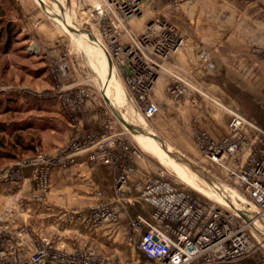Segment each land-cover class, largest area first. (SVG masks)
<instances>
[{
  "label": "crops",
  "instance_id": "obj_1",
  "mask_svg": "<svg viewBox=\"0 0 264 264\" xmlns=\"http://www.w3.org/2000/svg\"><path fill=\"white\" fill-rule=\"evenodd\" d=\"M90 1V6L99 4L98 0ZM23 14H20V21L24 19L25 23L22 21L21 25L32 34L33 39L54 43L58 34L52 32L50 25L44 29L35 27L26 23L27 18ZM152 19H164L183 28L187 46L166 63V68L211 98L209 100L187 89L184 100H167L166 92L174 83V78L167 73L161 74L152 97L159 112L147 121L153 134L187 159L196 160L201 151L195 136L203 135L214 144L222 142L229 135L231 110L249 124L244 128L248 140L243 163L260 159L264 144L260 134L264 132V59L251 55L249 46L256 43L258 49H264V6L250 0H197L193 4H183L181 13L173 16L167 9L166 0H158L136 26L134 20L129 22L130 30L138 33L135 27ZM54 22L67 33L66 28ZM198 45L210 52V60L206 64L200 62ZM249 100H253V106ZM68 113L69 117L64 116L62 130L59 133L51 131L63 136L49 143L46 151L52 156L58 155L69 142L89 133H100L113 122L105 102L89 101L81 108L72 107ZM95 152L96 148H89L75 155L68 166L51 169L48 174L49 194L43 203L31 200L34 192L33 170L23 171V185L17 194L1 196L4 201L9 199L14 202L8 218L14 223L32 221L42 233L58 234L65 214L93 207L101 194L110 203L118 220L109 224L107 230H97L95 238L120 249L119 258L122 261L145 260V256L136 250L135 242H129V224L137 217L152 220L150 206L140 198L139 184L148 177L157 176L160 169L145 156L126 154L121 148L116 149L114 164H100L98 168L89 161ZM120 174L127 177L123 196L117 195L115 189V178ZM84 234L75 226L60 232L64 248L71 250L75 245L94 248L95 242ZM233 264H264V254L256 249L243 261Z\"/></svg>",
  "mask_w": 264,
  "mask_h": 264
},
{
  "label": "built area",
  "instance_id": "obj_2",
  "mask_svg": "<svg viewBox=\"0 0 264 264\" xmlns=\"http://www.w3.org/2000/svg\"><path fill=\"white\" fill-rule=\"evenodd\" d=\"M141 2L99 0L90 17L97 18L101 23H110L115 37L108 44L100 42L101 48L109 55L123 79L130 104L143 119L149 120L159 112V107L152 101L158 73L163 70L158 60H167L182 47L184 41L166 25L161 28L164 36L141 50L130 33L122 32L128 20L142 15ZM123 35H127L133 44L127 47L119 44ZM147 36L142 35L139 41L148 42ZM202 56L206 61V56ZM167 95L170 99H178L183 96V91L178 85L167 89ZM76 96V100H63L66 110L80 107L85 101L83 99L91 97L84 90ZM231 115L229 135L222 142L214 144L198 134V146L205 159L221 168L230 183L242 190L245 200L256 212V219L264 222V144L260 159L243 163L247 142L244 128L249 124L243 117ZM107 130V135L87 143L70 142L56 156L38 152L34 158L17 163L16 168L9 169L2 178L16 181L22 170L32 169L35 191L31 197L33 201L43 203L49 194L50 170L65 167L75 155L88 150L87 145L96 148L89 158L95 167L114 164L117 148L126 154L139 156L137 150L125 141V132L115 133L110 125ZM260 134L264 138V132ZM126 183L124 174L115 178L117 195L125 194ZM139 187L141 200L151 208L152 220L141 217L132 220L129 242H135L136 250L145 256V260H113L95 248L81 245H75L71 250L64 248L60 232L67 231L69 227L75 226L80 233L88 234L118 220L110 205L100 201L89 209L65 214L59 224L60 232L54 235L44 234L37 226L26 222L2 224L0 264H233L243 261L256 250L257 240L252 224L243 221L227 206L198 204L186 191L175 187L162 172L146 178Z\"/></svg>",
  "mask_w": 264,
  "mask_h": 264
},
{
  "label": "rangeland",
  "instance_id": "obj_3",
  "mask_svg": "<svg viewBox=\"0 0 264 264\" xmlns=\"http://www.w3.org/2000/svg\"><path fill=\"white\" fill-rule=\"evenodd\" d=\"M37 1L0 0V5L6 14L4 22L15 23L20 29V33L18 34L16 32L14 41L10 43L7 49L4 48V40L0 43V227L2 224L6 223L14 224V222L9 220L10 217L8 218L9 210L13 207L14 202L9 201L8 198H6L8 200L4 201L1 196L4 194L6 195L7 193L10 195L17 194L19 191L18 189H20L23 185V171L26 169L22 170L20 178L16 181L3 180L2 176H4L9 169L16 168L17 163L23 162L29 158H34L38 152L50 155V153L46 151V149H49V143H51L54 139L59 140L63 137L62 134L57 136L54 133H51V131L53 130L56 131V133H59V130H62L61 128H63L64 125V116H67V114H69L68 112H70V110H66L63 106V100H76L75 98L77 97V93L80 90H84L89 93L91 97L83 99L85 101L80 108L89 101H98L104 104L105 101L102 94L110 101V103L114 105L116 104L114 95V87L116 88L115 79L112 72H108L107 61L100 44V42L108 44L109 40L115 37V34L110 23L107 21L101 23L97 20V18L90 17V12L94 11V8H96L99 4L90 6L88 5L91 4L90 0ZM156 1L158 0H142V15L139 18L128 20L126 24H124L122 32L124 33L127 31L130 33L135 38L138 47L141 48V50H144L146 47H149V44L151 45L156 43L160 37L164 36V31L161 29L163 26L168 25L173 28L174 34L183 39L184 43L182 47L175 54L167 58V60H158L160 61L158 64L161 68H163V70L158 73L157 84L161 74L167 73L172 75L174 78V83L171 84L168 89L179 85L183 91V96L178 99H170L166 92L167 100H184L186 97L185 91L187 89L210 100L211 98H209L204 92L190 86L182 78L176 74L170 73L166 68V63H168L171 58L176 56L187 46V36L183 31V28H179L164 19H152L142 26L135 27L139 34L134 31L133 33L130 30L129 22L134 20V24L136 26L138 21H141L144 18L150 10L152 4ZM195 1L197 0H166V5L168 11L173 16H176L181 13L183 4L190 2L193 4ZM250 1L256 5L262 4V6H264V0ZM41 4L44 6L42 7ZM60 6L62 7L63 12H61ZM45 8L48 14L45 12ZM8 10H12V12L15 11V13L11 14ZM18 10L22 11L18 13ZM22 12L24 13L23 15L25 18H27L26 23H30L35 27H41L43 29L46 25H50L52 32H56L58 34L54 43L47 44L33 39L32 34L26 32L24 27L21 25L22 21L25 23L24 19L20 21V18H22L20 14ZM54 20L66 28L67 33H65L54 22ZM68 20L71 21L73 27H75L78 31L87 32L92 35L93 39L90 40L88 36L83 33L87 36L85 44H88V46L92 47L95 51L92 64H88V57H86L81 50L82 44L79 43V41L64 25V22ZM142 35H148L147 37L149 41L145 42V40H142L143 42H140L139 40ZM118 43L125 47L133 44L127 35H123ZM197 50L199 52L201 64L208 63L210 60L209 50L199 45L197 46ZM249 52L251 55H258V57L262 58L261 60L264 59V49H258L256 43L255 46H249ZM202 55L206 56V61H203ZM112 65L114 64L112 63ZM112 69L117 76L119 89L121 91L120 94L123 99H125L124 102L126 103L124 106H119L117 110L120 109L119 111L124 113L128 110L126 107H128L127 103H129L130 100L126 94V86L119 72L115 66H113ZM249 102L250 105L253 106V100H249ZM106 106L110 111L113 120V122L109 124L113 127V131L115 133L125 132V134H127L125 141L133 146L135 150H137L138 154H141L155 162L157 167L160 169L159 171L164 173L166 178L175 187L186 191L200 205L223 206L208 194L201 193L191 188L187 181L180 176L173 165L163 163L161 160L157 159L155 155L147 152L144 147L142 148L139 140L134 138V136L118 122L110 107L107 104ZM129 108L138 113V115L142 118L139 112H137L132 105L129 106ZM136 113L134 114L132 112L130 115L127 113L129 116L125 117L127 122L134 126L136 125ZM229 113L241 116L237 112L231 110H229ZM147 121L148 120L144 119L147 131L153 133ZM109 125L100 133H89L87 136L71 142L87 143L88 140L101 138L103 135H107L109 133L107 130ZM157 137L176 152V150L167 144L162 138L159 136ZM195 141L197 142V136H195ZM68 144H66L62 150ZM88 148H91V146L87 145V149ZM52 155L53 154H51V156ZM187 160L195 166L203 169L219 184L214 187L229 195L238 196L240 199L246 201L242 190L231 184L227 179L225 172L218 166L208 162L202 153L198 154L196 160ZM72 161L73 158L70 160V163ZM66 166H68V164ZM205 191H207L206 188ZM99 195L98 202L104 201L110 205L109 202L102 198L101 194ZM2 204H4V206ZM31 223L29 224L35 225L34 222L31 221ZM108 226L109 224L99 229L98 232L107 230ZM96 233L97 230L88 232V234L84 235L95 242L93 247L102 255L109 259L122 261L119 258L120 249H117L110 243L99 240V238H95ZM253 234L257 240L256 249H259L264 254V241L259 236L257 231L254 230Z\"/></svg>",
  "mask_w": 264,
  "mask_h": 264
},
{
  "label": "bare ground",
  "instance_id": "obj_4",
  "mask_svg": "<svg viewBox=\"0 0 264 264\" xmlns=\"http://www.w3.org/2000/svg\"><path fill=\"white\" fill-rule=\"evenodd\" d=\"M41 5H42V7L44 6L43 4H41ZM61 8L62 7L60 6V9ZM44 10L46 12V8ZM62 10H61V12H63ZM64 25L67 28L68 27L71 28L72 30H77L75 27H73L71 21H69V20L65 21ZM71 33L79 41V43L82 44L81 50L86 55V57H88V64H92L95 51L93 50L92 47L88 46V44H85L86 43L85 41L87 40V36H88V38L90 40H92L93 39L92 35L90 33L86 34V32H80V31H78L77 33H73V32H71ZM83 33H85L87 36L84 35ZM103 53H104V51H103ZM104 56H105V53H104ZM111 72H112V74L114 76L115 84H116V88L114 87V95H115L116 104L114 105V104L111 103V105L120 114V116H122L126 120V118L124 116V113H125L126 117H128L130 115V113L133 112L135 114L136 112L129 108V106H131L130 102L127 103V106H128V107H126V108H128L127 112L123 113V112L119 111L120 109L117 110L119 108V106H124V105H126V103L124 102L125 99H123V97L120 94L121 91L119 89L117 76H116L115 72L113 71V69H112ZM97 80H99V79H97ZM127 113H129V115ZM136 114L137 115H135V117H136V120H135L136 125H135V127L147 131L146 124L144 123V119L141 118L138 115V113H136ZM134 138L139 140V142L142 145L141 146L142 148L144 147L147 152H149L152 155H155L157 159L163 160V161H167L168 164L173 165L175 167V169L178 171V173L180 174V176H182L187 181V183L190 185L191 188H193V189H195V190H197V191H199L201 193L208 194L209 196L213 197L215 199V201H217L219 204L224 205V206H227L228 202H230L231 204H235V205L243 204L241 199L238 196L229 195V194L217 189L216 187H214L215 185L210 184L209 182H207L202 176H200V175L197 176L195 174H192L191 172H189L187 167H185L183 164H181L180 162L176 161L172 157H168L160 149L159 144L157 142L153 141L152 139L144 138V137H141V136H134ZM145 149H143V150H145ZM205 188L207 189V191H205ZM254 229L261 236H264V222L262 220H260V224L258 222L255 224Z\"/></svg>",
  "mask_w": 264,
  "mask_h": 264
},
{
  "label": "water",
  "instance_id": "obj_5",
  "mask_svg": "<svg viewBox=\"0 0 264 264\" xmlns=\"http://www.w3.org/2000/svg\"><path fill=\"white\" fill-rule=\"evenodd\" d=\"M62 10V8H61ZM69 32H78V30H72L68 27ZM86 34H89L86 32ZM106 61H107V67L108 72L110 73L112 71V61L107 53H105ZM103 99L105 103L110 107L112 113L118 120V122L127 130L129 131L133 136H141L144 138L152 139L153 141L157 142L159 144L160 149L168 156L172 157L176 161L183 164L189 172L195 175L202 176L207 182L210 184L216 185L218 184L211 176H209L203 169L195 166L193 163L189 162L183 155H180L179 153L173 151L171 148H169L168 145H166L163 141H161L155 134L150 133L148 131L142 130L140 128L135 127L132 124H129L120 114L114 109V107L111 105L110 101L102 94ZM219 185V184H218ZM243 204L235 205L231 204L230 202L227 203V207L234 211L243 221L252 224L253 228L255 227V224L258 222L260 224V219H256V212L249 206V204L242 200ZM255 230V229H254ZM259 234V233H258ZM260 235V234H259ZM261 236V235H260ZM262 240L264 241V236H261Z\"/></svg>",
  "mask_w": 264,
  "mask_h": 264
},
{
  "label": "trees",
  "instance_id": "obj_6",
  "mask_svg": "<svg viewBox=\"0 0 264 264\" xmlns=\"http://www.w3.org/2000/svg\"><path fill=\"white\" fill-rule=\"evenodd\" d=\"M5 15L6 14L0 5V43H2L4 40V48L7 49L10 43L14 41L16 32L18 34L20 33V29L15 23L4 22Z\"/></svg>",
  "mask_w": 264,
  "mask_h": 264
}]
</instances>
